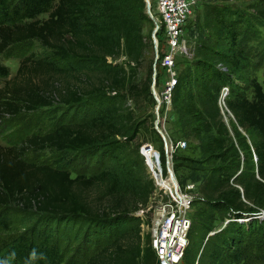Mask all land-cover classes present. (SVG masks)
I'll use <instances>...</instances> for the list:
<instances>
[{
    "label": "trees",
    "instance_id": "obj_1",
    "mask_svg": "<svg viewBox=\"0 0 264 264\" xmlns=\"http://www.w3.org/2000/svg\"><path fill=\"white\" fill-rule=\"evenodd\" d=\"M211 8L205 14V24L190 25L189 34L196 35L197 47L192 58H177L178 82L172 92L181 137L175 141L186 140L190 145V138L197 140V145L188 149L199 156H181L177 152L182 149L173 153L175 172L180 168L188 171L177 175L179 182L196 183L201 195L192 205L183 264H195L196 260L197 264H253L257 258L264 264V254L254 253L245 244L252 235L264 240V220L256 218L246 225L230 220L209 236L225 219L253 212L250 204L264 209V88L257 78L249 81L250 97L247 89L240 87L235 75L248 60L245 51L236 47V20L225 18V11L216 6ZM234 13L242 19L243 15ZM44 14L48 18L40 19ZM257 14L264 17V8ZM147 20L151 22L144 0H0V53L33 39L51 51L46 58L22 60L19 73L26 71V82L16 79L7 83L0 92L1 112L16 115L50 107L55 97L69 107L52 129L36 134L23 129L16 132V142L10 147L0 146V264H73L51 229L14 233V218L8 208L12 203L67 219L82 215L101 221L117 213L124 225L109 238L99 239L92 252L84 253L86 264H156L150 235L143 241L140 218L129 215L148 205L154 182L139 176L132 159L137 149L123 155L128 146L115 138L128 135L132 111L124 116L111 106L115 104L112 98L121 94L131 97L136 105L156 104L151 89L152 61L147 77L136 81L148 49L142 32ZM213 37L218 43L227 40L225 53L209 44ZM120 56L132 64L129 69L114 62ZM183 60L188 65L181 72ZM35 75L69 77L74 82L56 86V79L45 81L46 87L41 88L33 85L31 77ZM0 76H8L3 66ZM226 86L225 102L235 118L231 127L224 122L223 116L230 117L227 110L222 114L219 106V95ZM111 91L115 93L110 99L107 93ZM238 128L248 136L241 135ZM24 143L72 153L103 148V158L89 168L73 171L25 160L18 152L19 144ZM94 187L103 197L98 200L107 207L106 213L86 197ZM195 204L202 207L192 211ZM217 214L223 221L213 226ZM256 248L261 252L257 244Z\"/></svg>",
    "mask_w": 264,
    "mask_h": 264
},
{
    "label": "rangeland",
    "instance_id": "obj_2",
    "mask_svg": "<svg viewBox=\"0 0 264 264\" xmlns=\"http://www.w3.org/2000/svg\"><path fill=\"white\" fill-rule=\"evenodd\" d=\"M197 3L198 5L193 15L191 16V25H193L194 23L200 25L205 24V19H207L205 17V14L211 8V6H216L221 11H225V18L236 20L235 22L239 32V35L236 39V47L245 51L244 56L248 61L247 64H245L246 66L243 69H240L238 73H236L235 78L242 90L247 89L246 92L249 97L251 96V87L249 83L251 78H257V80L264 88V17H261L257 14L258 10L264 8V0H197ZM152 4L156 6L155 0H152ZM211 9L214 10L215 8ZM234 12L243 15L240 16L242 17V19H239ZM211 15L213 16V13H211ZM47 18L48 15L46 14L40 16V19L43 20ZM152 28V22H149L148 20L147 22H144L142 32L145 38L144 41L148 44V49L147 51H145V62L138 68V75L136 77L137 82L143 81L147 77L149 62L152 61V66L154 64L153 47L150 44L151 42H149L148 40L150 38ZM160 39H164L163 35L160 36ZM211 41L212 42H210L209 44L217 50L224 53L227 51V40L224 39L218 43L216 38L213 37ZM11 49L13 51L10 50V52H7V50L3 53H0V66L5 67L8 71V76H0V92L5 89L8 82L11 83L16 79L19 81V83L25 84L26 80L23 81V77H26L27 75L23 73L26 71H23L21 75L19 73L22 60L31 57L32 61H34V59L46 58L51 56V51L46 46L42 45L41 42L37 39H33L32 41L26 42L25 44L14 45V47ZM11 52L13 53V55L10 54ZM114 62H117L120 65H124L126 69H129L130 65H132L130 62H127V60L123 56L116 58ZM27 64H29V62ZM187 65V61L183 60L181 65V72H183L187 68ZM157 73L159 77L156 88L158 91H161V87L164 84L165 79H167L168 74L166 69L159 68L157 70ZM152 75L153 69L151 72V77ZM46 77L47 76L42 78L41 76L37 75L31 77L33 80V85L34 83H37L41 88H45V81L53 82V80L56 79V86H64L67 84V81L74 82V79L72 80V78L69 77ZM114 93V91L107 93L110 99L112 95H114ZM112 100H114L115 104L111 106L119 109V113L121 115L125 116L131 111L132 112L130 114L133 115V123L129 126L130 129L128 135L115 137L117 140H121V143H124L123 147L128 146L127 150L123 152V155H125L126 152L137 149V156H132V159L136 162V168H138L137 170H139V176L143 178L144 181L153 180L152 175L155 167L157 169H160L162 174H164L166 171L168 159L167 156H165L164 151V138L155 129V121L157 119L155 112L156 104L145 102L143 104L136 105L133 100H131V97L122 94L120 96L113 97ZM79 108L81 109V107ZM1 109L2 107H0V146L10 147L11 142H16L15 140L13 141L16 132L26 129L33 134L40 132L44 133L53 128L52 126L55 124L56 119H59L60 117L67 114L69 107L65 106L55 97L53 105L50 107H40L38 109L30 111L23 110L16 115L7 112H1ZM223 109L225 108L223 107ZM173 110L174 109L172 106L171 110H169L167 114L165 128L168 136H170L173 141H175V139H179L181 137L178 127L179 118ZM162 116H164V114ZM229 116L231 118L227 117V115L223 117L225 123L228 124L229 127H231V122H235V119L231 115ZM238 130L241 135L245 137L248 136L240 128H238ZM230 135L233 136L232 131H230ZM189 140L191 144H187L184 149L178 151L177 153H179V155L181 156H187L188 158H199V156L195 152H192V148L188 149V146L197 145L198 141L191 138ZM19 146L21 148H18V152L20 154H23L24 159L28 160L29 162L47 163L54 165L57 164L66 168H70L73 171L75 169H82L86 167L89 168L93 166L100 158H103V151H101L103 148H93L92 151H89L87 153L78 151L72 153L68 151L60 152L53 148L40 149L38 146H32L28 143L19 144ZM104 148L106 149L107 147ZM119 155H122V153ZM107 157L108 156L104 157V159ZM175 173L179 177V175L188 174V171L184 168H180ZM73 176L74 174H72V177ZM196 193V199H198L201 195L198 191ZM86 194L87 199L90 203H93L94 207L97 206L100 209L103 208L105 210V213L108 211L106 206L103 207L102 203H99L100 200L98 199L103 197H100V192L97 191V188L94 187L92 189H89ZM149 204L150 200L148 205ZM250 205L254 208V211L249 212L248 214H245L243 216V218H245V222L239 221L240 223H244L245 225L250 223L251 219L253 220L257 218L260 222L264 220V209L262 207L257 209L255 205ZM199 207L202 206L200 204H195L192 211L198 209ZM8 208L14 218V225L12 226V230L14 233L24 231L29 228L38 229V227L44 230L51 229L54 236H56V238L59 237L61 242H63V251L65 255H67V257L73 261V264H86L84 253L89 251L92 252L93 249H96L99 239L108 237L110 234H114L120 227L124 225L121 223V219L123 218H119L120 215H118L117 213L111 214L109 220L97 221L90 217L82 215H76V217H70L68 219L58 216L53 217L35 209H28L26 206L21 204L17 205L12 203L11 205H8ZM138 210L133 211L129 215H134L140 218V234L142 235L144 241L146 237L150 235L149 232L151 221L154 217V211L151 210L149 212L140 213V211ZM221 221H223L222 217L217 214L216 221H214L213 226L219 224V222ZM229 233L230 231L226 232V234ZM245 244L247 245V247H249V249L255 251L254 253L257 252V254H264V249H261L264 248V240H262L260 236L252 235V237L245 241ZM256 244L260 248L259 250H261V252L256 250ZM262 261L263 260H261L260 258H257L256 260H254L253 264H263Z\"/></svg>",
    "mask_w": 264,
    "mask_h": 264
},
{
    "label": "built area",
    "instance_id": "obj_3",
    "mask_svg": "<svg viewBox=\"0 0 264 264\" xmlns=\"http://www.w3.org/2000/svg\"><path fill=\"white\" fill-rule=\"evenodd\" d=\"M144 3L146 14L153 23L150 42H152L154 53L152 94L156 99L155 112L156 121H158L155 125L162 129L170 144L169 149H167V144L164 145V151L171 165L169 168L166 167L164 174L160 169L154 168L152 175L154 190L150 204L138 211L140 213L154 211L149 233L150 246L156 254V264H182L185 250L189 245V231L192 224L191 209L198 190L197 184L192 181L182 185L174 172L173 153L178 149H184L187 144L184 140L173 141L167 134L165 122L172 107V92L178 82L176 60L177 58H192L197 47L196 35H190L189 28L191 16L198 3L197 0H155L156 6L152 4V0H144ZM191 26L195 28L194 25ZM162 35L163 40L160 39ZM218 66L222 71L226 70V67H222L221 64ZM158 68L166 69L168 74L161 91L156 88L159 77ZM226 92L228 93L227 86L219 95V106L224 113L228 110L225 97L223 98ZM230 220L245 222V218L230 217L225 219L218 228L211 230L209 236L223 229Z\"/></svg>",
    "mask_w": 264,
    "mask_h": 264
},
{
    "label": "water",
    "instance_id": "obj_4",
    "mask_svg": "<svg viewBox=\"0 0 264 264\" xmlns=\"http://www.w3.org/2000/svg\"><path fill=\"white\" fill-rule=\"evenodd\" d=\"M226 94H227V92H226ZM221 113L224 114V111L221 110ZM227 114H228V115H231V113H230L229 110H227ZM231 116H232V115H231ZM232 117H234V116H232ZM234 119H235V118H234ZM224 122H225V121H224ZM155 124L157 125V124H158V121H156ZM156 125H155V129H156V130L160 133V135L164 138L165 144H167V138L165 137V135H164L162 129H160V128L157 127ZM170 165H171V161H169V159H168V162H167V166H168V168L170 167ZM170 169H171V168H170Z\"/></svg>",
    "mask_w": 264,
    "mask_h": 264
},
{
    "label": "bare ground",
    "instance_id": "obj_5",
    "mask_svg": "<svg viewBox=\"0 0 264 264\" xmlns=\"http://www.w3.org/2000/svg\"><path fill=\"white\" fill-rule=\"evenodd\" d=\"M225 96H223V98H224ZM223 107V106H222ZM170 148V144H169V142L167 141V149H169Z\"/></svg>",
    "mask_w": 264,
    "mask_h": 264
}]
</instances>
